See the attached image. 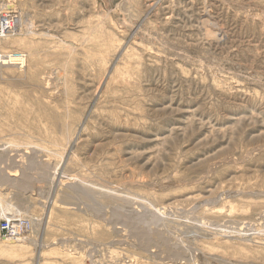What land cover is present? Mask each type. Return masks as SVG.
<instances>
[{
  "label": "rangeland",
  "instance_id": "1",
  "mask_svg": "<svg viewBox=\"0 0 264 264\" xmlns=\"http://www.w3.org/2000/svg\"><path fill=\"white\" fill-rule=\"evenodd\" d=\"M0 3V264H264V0Z\"/></svg>",
  "mask_w": 264,
  "mask_h": 264
},
{
  "label": "built area",
  "instance_id": "2",
  "mask_svg": "<svg viewBox=\"0 0 264 264\" xmlns=\"http://www.w3.org/2000/svg\"><path fill=\"white\" fill-rule=\"evenodd\" d=\"M21 21L15 9L0 3V39L19 34ZM27 55L22 51L0 52V66H12L18 70L25 68ZM30 230V222L23 217H13L12 214L0 212V239L7 242L18 241Z\"/></svg>",
  "mask_w": 264,
  "mask_h": 264
},
{
  "label": "bare ground",
  "instance_id": "3",
  "mask_svg": "<svg viewBox=\"0 0 264 264\" xmlns=\"http://www.w3.org/2000/svg\"><path fill=\"white\" fill-rule=\"evenodd\" d=\"M10 4H8L7 3V6H9ZM11 9H15V7L13 8V6H9ZM20 21H21V19H20ZM23 22L21 21V24H22ZM28 24V23H27ZM27 28L28 29H32V24L30 23V24H28V26H27ZM28 33H30L29 31H28ZM6 39V38H5ZM13 217H19V216H13ZM23 239L22 238H20L18 241H14V243H19V242H21ZM3 243H6V244H9V243H12V242H7V241H4L3 240Z\"/></svg>",
  "mask_w": 264,
  "mask_h": 264
}]
</instances>
